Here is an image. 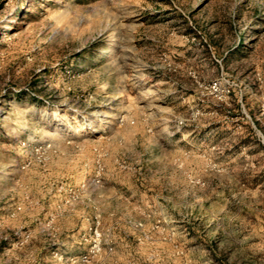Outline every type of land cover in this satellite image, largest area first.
I'll use <instances>...</instances> for the list:
<instances>
[{"label": "rangeland", "instance_id": "1", "mask_svg": "<svg viewBox=\"0 0 264 264\" xmlns=\"http://www.w3.org/2000/svg\"><path fill=\"white\" fill-rule=\"evenodd\" d=\"M0 264H264V0H0Z\"/></svg>", "mask_w": 264, "mask_h": 264}]
</instances>
